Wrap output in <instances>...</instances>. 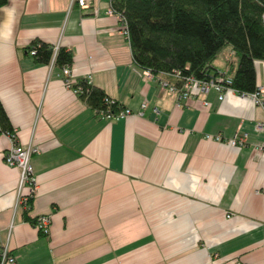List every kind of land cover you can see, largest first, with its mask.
<instances>
[{
	"label": "crops",
	"instance_id": "1",
	"mask_svg": "<svg viewBox=\"0 0 264 264\" xmlns=\"http://www.w3.org/2000/svg\"><path fill=\"white\" fill-rule=\"evenodd\" d=\"M109 8L0 7V106L15 142L37 150L27 216L50 220L42 236L14 208L18 172L3 162L12 141L0 134V248L15 264H264V61H253L258 105L212 91L177 103L161 74L142 79ZM32 43L69 51L68 77L36 64ZM228 50L210 74L227 72ZM85 79L131 115L96 116L71 88Z\"/></svg>",
	"mask_w": 264,
	"mask_h": 264
},
{
	"label": "trees",
	"instance_id": "2",
	"mask_svg": "<svg viewBox=\"0 0 264 264\" xmlns=\"http://www.w3.org/2000/svg\"><path fill=\"white\" fill-rule=\"evenodd\" d=\"M7 0H0V7ZM110 8L124 22L126 40L134 64L153 75L170 74L204 79L211 64L226 47L234 54L235 66L230 61V87L237 93L254 92L253 61H264V0H110ZM36 64L47 65L52 47L32 43L27 52ZM71 53L57 48L53 64L58 69L68 68ZM71 88L78 99L93 111L106 110L104 93L87 80H77ZM111 111L118 110L116 104ZM12 129L0 106V134ZM24 208L23 220L34 225Z\"/></svg>",
	"mask_w": 264,
	"mask_h": 264
},
{
	"label": "built area",
	"instance_id": "3",
	"mask_svg": "<svg viewBox=\"0 0 264 264\" xmlns=\"http://www.w3.org/2000/svg\"><path fill=\"white\" fill-rule=\"evenodd\" d=\"M110 1V0H108ZM71 2H76L80 8L86 6V0H71ZM108 14L116 17L120 24V27L126 36L125 25L122 17L115 13L111 8L108 10ZM264 20V14L262 15ZM57 48H52V57L49 61V66L53 64V58ZM28 54L31 56L34 54L33 50H30ZM234 58V54L228 51L225 61H230ZM62 75L67 78L69 70L68 68H63L61 71ZM142 79L144 81L153 80L154 75L148 70H142ZM162 79L158 80V86L161 91H166L175 96L176 102H184L188 99L195 98L197 96H203L209 91H212L216 94L217 100L221 101L223 99L224 93L235 94L238 98H249L255 105L260 104V91L255 89L254 92L250 94L237 93L230 87L231 78L226 73H216L214 76H209L204 79H197L192 76H183L179 72L173 71L170 74H161ZM88 82V81H87ZM90 83V82H88ZM68 84V83H67ZM106 105V110H97L94 111L96 116L103 120H113L116 118H124L131 115L130 111L127 109L111 111L110 107L114 105V101L108 98L104 99ZM206 105V103H203ZM146 108V104H140V110L136 113L137 116L142 115L143 109ZM39 110L37 111L38 115ZM264 129V128H263ZM10 137L12 144L11 146L3 153V162L6 166L14 168L18 172V181L16 186V194L14 200V208L22 206L23 208L27 207V202L31 199L34 193V178L32 175V170L30 168L29 159L32 155L37 153L35 147L31 144L21 147L15 142V136L13 131L11 133L5 134ZM245 136L242 138H231L228 141V144L233 146H240L244 140ZM209 138V137H207ZM217 140L218 138L215 137ZM262 153H264V148H262ZM50 225V220L48 216H38L34 218V226L38 230L39 234L42 236H47L48 229ZM0 264H15V259L10 255L8 249L5 246L0 248Z\"/></svg>",
	"mask_w": 264,
	"mask_h": 264
},
{
	"label": "rangeland",
	"instance_id": "4",
	"mask_svg": "<svg viewBox=\"0 0 264 264\" xmlns=\"http://www.w3.org/2000/svg\"><path fill=\"white\" fill-rule=\"evenodd\" d=\"M219 58V57H218Z\"/></svg>",
	"mask_w": 264,
	"mask_h": 264
}]
</instances>
